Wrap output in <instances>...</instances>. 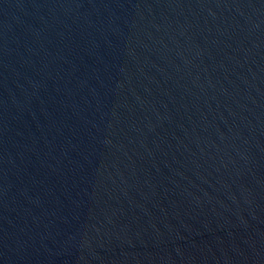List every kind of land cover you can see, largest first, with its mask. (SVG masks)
Wrapping results in <instances>:
<instances>
[{
	"label": "water",
	"instance_id": "water-1",
	"mask_svg": "<svg viewBox=\"0 0 264 264\" xmlns=\"http://www.w3.org/2000/svg\"><path fill=\"white\" fill-rule=\"evenodd\" d=\"M0 264H264V0H0Z\"/></svg>",
	"mask_w": 264,
	"mask_h": 264
}]
</instances>
